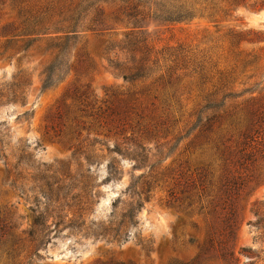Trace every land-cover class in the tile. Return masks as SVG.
I'll list each match as a JSON object with an SVG mask.
<instances>
[{"label":"rangeland","instance_id":"rangeland-1","mask_svg":"<svg viewBox=\"0 0 264 264\" xmlns=\"http://www.w3.org/2000/svg\"><path fill=\"white\" fill-rule=\"evenodd\" d=\"M10 1L0 13V27L19 23ZM257 2L248 0L216 26L196 19L149 28L154 51L181 45L188 52L180 61L187 69L180 73L175 101L149 88L150 80L129 84L110 72L107 60L114 51L105 48L118 45L128 31L113 18L111 6H100L109 30L96 34L82 26L81 40L71 49V61L84 56L91 62L88 76L71 71L47 90L42 80L52 55L45 42L4 54L0 42V210L24 239L21 231L38 212L45 214L48 229L41 258L30 264H264V157L243 174L245 184L232 196V216L219 206L215 215L203 217L198 204L189 208L187 201L177 208L168 192L179 174L188 176L207 160L195 150L200 140L195 133L177 147L175 139L193 121L190 115L206 105L207 95L215 93L224 106H264V6L254 9ZM44 3L29 0L31 6ZM232 31H242V41L232 44ZM196 64L200 74L193 72ZM85 83L98 101L93 109L71 97ZM106 92L134 109L125 118L110 116L112 108L101 117L98 107L106 106L99 101ZM227 93L233 97L223 101ZM114 146L142 157L135 162L112 152ZM259 148L264 156V143ZM112 161L120 174L110 180ZM132 183L143 203L138 224L122 227L121 237L114 238L122 214L138 200L128 192ZM229 225L233 236L225 242ZM223 246L232 252L231 261L221 258Z\"/></svg>","mask_w":264,"mask_h":264},{"label":"trees","instance_id":"trees-1","mask_svg":"<svg viewBox=\"0 0 264 264\" xmlns=\"http://www.w3.org/2000/svg\"><path fill=\"white\" fill-rule=\"evenodd\" d=\"M7 1L0 0V13ZM247 1L45 0L40 6H31L29 0H18L16 4L11 0L9 5L16 11L19 23L17 26L7 24L0 27L2 54L9 50L26 52L34 44L44 41L45 49L52 58L44 69L43 90L60 83L71 71L76 76L84 74L87 77L91 62L84 56L71 61V49L81 40L84 32L82 26H85L86 31L96 34L109 30L100 9L101 5H108L114 8L113 18L128 29L118 45L105 48V51H114V56L107 60L110 72L129 84L150 80L149 88H154L169 100L175 101L182 76L180 73L187 69V64H180V61L183 62L188 52L181 45L154 51L147 41L149 28L155 24H187L196 19L207 20L216 26L220 20L231 18L240 8L247 7ZM258 1L253 3L254 9L263 8L264 0ZM229 35L233 44L242 41L244 33L232 31ZM201 70L200 64L193 68L195 74H200L198 71ZM77 86L72 89V99L81 106L93 109L98 101L91 92L90 84ZM214 95L215 93L207 95L206 105L190 115L193 121L187 124V130L182 131L183 135L179 134L175 138L177 147L183 139L195 133L194 137L200 139L195 150L200 152L202 158L206 156L207 160L199 162L188 176L184 172L179 174L173 184L174 188L178 187V191L175 192L174 188L168 191L173 205H178L177 208H181L186 201L189 208L196 203L197 213L203 217L215 215L219 206L221 211L228 209L227 216L233 214L235 209L232 196H238L245 184L243 174L246 173L247 176V172L264 157L259 148L264 143V136L261 134L264 132V106H224L222 99L215 100ZM104 97L99 102L106 109L101 111L98 107L97 112L101 117L106 116L110 108V116L114 114L124 118L134 109L129 101L116 100L114 92H106ZM231 97V93L224 94L223 101ZM153 98L157 96L154 95ZM112 152L120 156L131 155L135 162H139V157H142L136 150L124 154L118 146H114ZM146 158L148 159L145 155ZM214 165L216 169L213 170ZM107 169L110 180L116 179L120 174L114 161L108 164ZM134 190L135 185L132 183L128 192L134 193L138 200L129 203L126 212L122 214L118 227L112 230L114 238L121 237L122 227H136L138 224L136 214L143 208V203L140 201V194ZM116 202L120 203L119 200ZM45 220V214L38 212L31 227L21 231L22 235L27 236L24 239L16 233V224L11 216L5 210H0V264H30L34 258H41L39 249L49 242ZM226 231L225 242L233 236V225L227 226ZM126 239L127 236H123V241ZM221 258L225 262L231 261L232 252L223 246Z\"/></svg>","mask_w":264,"mask_h":264}]
</instances>
